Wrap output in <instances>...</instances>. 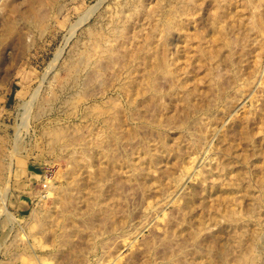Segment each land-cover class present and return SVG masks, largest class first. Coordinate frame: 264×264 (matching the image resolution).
I'll list each match as a JSON object with an SVG mask.
<instances>
[{"label":"rangeland","instance_id":"obj_1","mask_svg":"<svg viewBox=\"0 0 264 264\" xmlns=\"http://www.w3.org/2000/svg\"><path fill=\"white\" fill-rule=\"evenodd\" d=\"M0 264H264V0H0Z\"/></svg>","mask_w":264,"mask_h":264},{"label":"bare ground","instance_id":"obj_2","mask_svg":"<svg viewBox=\"0 0 264 264\" xmlns=\"http://www.w3.org/2000/svg\"><path fill=\"white\" fill-rule=\"evenodd\" d=\"M44 196V195H43ZM253 262V261H252Z\"/></svg>","mask_w":264,"mask_h":264}]
</instances>
